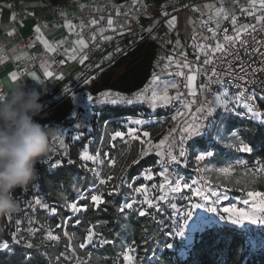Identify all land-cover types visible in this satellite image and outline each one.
Wrapping results in <instances>:
<instances>
[{
  "label": "rangeland",
  "instance_id": "1",
  "mask_svg": "<svg viewBox=\"0 0 264 264\" xmlns=\"http://www.w3.org/2000/svg\"><path fill=\"white\" fill-rule=\"evenodd\" d=\"M100 0H91V2H85L82 3V1H78V3L81 5L80 7L84 6H95L98 5V2ZM113 2H117L116 0H111ZM146 2L151 5H157L164 1H171V0H137V2L134 4L133 0H125L124 2H118L121 6L125 7H135L140 2ZM38 2L44 7L47 17L50 19H53L52 27L54 26H68L72 21H74L73 16L69 13V5L68 0H63L58 5H51L47 0H38ZM89 6V7H90ZM207 7V6H206ZM80 10V8H79ZM174 9L167 8L162 11H172ZM160 12V13H161ZM160 15V14H159ZM226 15V8L222 5H219L213 12V14L208 18L215 23H219L222 18H224ZM61 19V21H58ZM89 21H93L96 18L92 17L91 19L87 17ZM102 25L104 24L101 22ZM96 31V30H95ZM116 31V30H113ZM118 32V31H116ZM100 35L99 33H97ZM120 35H124L119 33ZM120 39V40H119ZM113 46L107 47L101 51V54L95 56L93 53H89L86 55L88 57L87 60H84L83 62V70L79 73L72 74L70 76L63 78V84L66 85L67 88L73 80H79L84 75L89 76V80H91V83L86 84V88L93 87L92 89H89L88 91H84L83 89H74L72 88L70 90L74 91L75 103L72 104V107L63 106L62 108L58 107L54 110L55 117H51V119H57L60 122V130H59V137H57V142L55 143L54 148H52L51 143L50 146L52 148V151L50 152V155L39 161V163L43 166H45L47 169H54L50 168V164H56L57 161H60L58 165L62 163V159L67 156V149H69V146L73 144L75 141H78L81 139L84 135H89L88 141L82 148V151H87L90 155H97L96 161H88L92 163V168L95 169L99 173L101 169L102 162L100 160V148L103 141V132L106 126V122L103 124L99 117L101 114V109L106 106H118V107H124V108H137L138 111L134 114H126L122 117L115 118L117 123H119V127L117 131H127L128 128H137L138 132L136 133L141 137V140H148L151 139L152 146L149 147L147 143L142 144L140 140L139 141V147L137 150L138 157L140 149L143 147L148 153H155L157 155V163L154 167L146 168L143 173L139 176L142 179L141 184L134 187L130 193L124 198L123 206L126 203H133V209L135 210H146L148 215L152 217V215H155L157 219L164 220L163 229H167L168 231L172 228V221L169 219H166V217L170 216L172 214V209L167 207V204L165 202H160L161 208L163 209L162 212H155L154 208H148V205L144 203L145 198H151L155 199L157 196L161 194L159 185L163 182L164 177L160 176V171L163 170V167L167 166L169 167V164L164 165L162 164V161L168 160L167 152L169 150V146L172 145L175 147V150L179 147V136L177 135H169L166 131V126L168 124V119L164 115H166L169 112V105L163 106L158 105L155 108L152 107L151 102L148 100H135V96L137 93L142 92L144 89H149V94L152 87H155L152 84L153 75H159L161 77V80L164 83H176L168 73V69H166V65H163V62L160 60L161 51H159L156 48H149L153 47L152 45L148 44V49L144 51V56L142 60L140 61V64L135 65L134 69L132 70V74L128 79H123L121 82H113L108 84V80L115 79L118 76H120L123 72L122 67L125 63H127L126 66L129 64L130 58H133L136 56L135 51L130 50V48L135 47V49L139 46H143L137 44L136 42L132 43H124L125 49H123V46L121 44V38H119ZM74 45V43L69 44ZM119 47L121 49V52H117L116 49ZM145 47V46H144ZM125 50V51H124ZM130 50V51H129ZM141 51V50H140ZM112 55V59L108 60V55ZM111 64H110V63ZM122 62V63H121ZM89 63V64H88ZM131 63V62H130ZM44 67L40 69L41 75L46 74L48 72H51V76L53 77V71L49 67ZM139 67V68H138ZM49 76V75H48ZM95 79H92V78ZM60 77H53L52 78V85L55 84V81L57 82ZM85 80V79H84ZM194 83V82H193ZM227 91L229 97H233L234 94H238L239 91L229 88V87H222L216 91V95H220L223 92ZM105 92H111V93H120L122 96L126 98H132L134 99V102L132 104L128 103H119V104H112L110 101H103L102 103H98L97 101L100 99V94ZM176 90L172 89L170 90V95H175ZM200 95H204L205 91H199ZM58 91H54L53 94H44L41 93V103L46 104L47 106L49 103L47 101H51L57 98ZM91 94L93 96V101L88 102L86 100V95ZM69 102H71L72 98ZM175 101V100H174ZM173 101V102H174ZM172 102V103H173ZM91 104V112L93 113L92 116L88 117V113L90 111L88 104ZM171 103V104H172ZM230 107H235V111L226 112L224 109L220 106H216V110L213 112L210 120L205 123L208 124L211 122V128L207 129L206 132L200 136H193L190 140H188V148L191 153V156L193 157V153L196 155L200 154V152H212L213 155L211 157H207L204 160V165L199 169V171L192 175L190 172V169L188 164L187 167H181L178 171V173L172 177L171 179L176 180L179 178L181 183L187 182L189 184H192V186H195L197 188H200L205 194H209L210 190L215 189L219 191L220 193L227 192V200L223 201V206H227L229 201L232 203H235L238 207H245L248 206L242 205V200H244L246 197L247 191H238L233 190L231 188H227L225 186L221 185L220 177L222 176L217 170L221 167H232L233 162L230 159H227L226 161H223L219 163L215 160V155L218 151L217 144L221 143L223 145L229 146L236 145V147H231L233 151H237V147L239 146V141H241L240 138H237V140L233 139L232 133H236L238 135V131L234 130L231 133H228L227 126H226V120L228 117L233 116H239V114L245 112L247 114V109L243 107V104L240 102H236L234 99H232L230 103ZM251 117V120L256 123H264L260 119H256L252 116L251 113H248ZM47 118V117H45ZM242 118V117H241ZM114 119V118H113ZM112 119V120H113ZM140 119L143 120L144 123L141 125H136L134 123L135 120ZM245 119V118H244ZM37 120V118H36ZM248 120V119H247ZM186 123H182V127L185 126ZM79 125L80 127H77ZM217 129L221 130V137L217 138L216 131ZM147 131L150 133L149 137H143V132ZM73 136H78V140H73ZM114 136V134L112 135ZM165 136L169 137V140L166 141V143L161 146L160 148H157L156 145L159 143L161 139H163ZM124 141L127 142L129 145L134 141L131 139L130 136H125ZM50 141V140H49ZM131 141V142H130ZM55 149V151H53ZM160 151H164L165 155L161 156L158 155ZM242 160L244 158H241ZM244 161V160H243ZM83 162L87 163L86 160H83ZM57 165V166H58ZM128 168L126 164L121 166L120 170L125 171ZM255 168H262L261 165L256 164ZM150 170L152 174V179H148L146 176V171ZM193 181L196 183L193 184ZM210 182V183H209ZM36 185L37 187H34ZM34 185L30 186L26 191L20 190L19 192L16 191L14 195H16L21 210L12 215V217L16 216L18 217L19 224L17 227L18 239L22 241L23 244L32 243L34 244L35 240L38 238H42L41 243L53 241L50 239L48 233L51 231L53 235H57L53 229H51L45 222V220L53 215L50 211L52 207H55L53 204L49 203L47 201V198L45 194L41 191L39 184L36 182ZM141 186L146 187V191L144 192H137L135 189L140 188ZM96 187L91 188L92 195H100L95 190ZM84 194L81 195V197ZM168 201L171 203H175L177 207H181L182 205H189V200L187 197H190L192 201L197 203H204V201H201L199 197L194 196V194L191 192L190 189H184L181 193H167ZM181 197H185L186 199H181ZM39 198L41 199L42 204L47 203L49 205V208L45 209L41 205H36L35 200ZM215 199V197H213ZM77 203V201H75ZM68 202V199L64 197V205ZM208 205H211V201L208 202ZM71 210V209H70ZM222 207H218V211H221ZM196 214H203L206 217H216L215 213L206 212L205 209H197ZM7 218V217H6ZM8 219V218H7ZM195 219V216L193 217ZM9 221V219H8ZM191 223V222H190ZM225 224L224 222H221L219 225ZM230 224V223H228ZM231 225V224H230ZM241 230H243L247 234V238L249 241V244L252 248V250H255L261 246L264 245V225H253L248 222H245L244 226H238L233 225ZM31 228L33 231L29 232L28 229ZM95 233V232H94ZM196 233L191 234V241L188 248H184L180 246V242L184 239L181 237H176L175 240L178 241L179 248L177 250V256L178 257H184L187 254L188 249L190 248L191 244L193 243ZM188 235V232L186 231V236ZM98 239L95 238V235L93 236V239L91 242L87 240L86 245H90L93 242L97 241ZM7 241L6 232H5V225L0 220V243ZM171 242L173 243L172 237L164 236L161 239H158L155 243L152 244V247L148 248L143 255H139L137 248L128 241L124 242V252L128 249H132L131 255L135 258V264H143L144 260L151 261L160 256L163 251L165 250L162 248L163 243ZM175 245V244H174ZM175 247V246H174ZM174 249V248H173ZM158 253V255H154L153 252ZM123 252V253H124ZM124 258V256H123ZM123 264H129L127 260L124 259Z\"/></svg>",
  "mask_w": 264,
  "mask_h": 264
},
{
  "label": "trees",
  "instance_id": "2",
  "mask_svg": "<svg viewBox=\"0 0 264 264\" xmlns=\"http://www.w3.org/2000/svg\"><path fill=\"white\" fill-rule=\"evenodd\" d=\"M47 1L51 5H58L63 0ZM116 1L118 4L125 0ZM137 111V108L127 109L110 105L101 109L99 119L103 124L106 122V126L99 151L102 162L99 173L89 171L88 169H93L92 163L87 161L86 168L80 159L79 154L89 135H84L71 144L67 156L56 168L47 169L38 162L37 183L47 201L57 209V212L45 222L60 239L41 243L42 238H38L30 249L23 243L17 245L14 243L19 234L17 215L9 221L6 217H0L5 225L7 242L10 245L9 249H0V264H28L29 261L30 264H123L125 241L131 242L139 255H143L153 243L165 236L168 230H158L161 226H158L149 215L141 217L135 209L120 212L124 198L134 187L141 184L142 179L139 176L146 168L154 167L157 163V155L153 152L143 158L138 157V140L129 145L124 139L112 138L119 127L115 118ZM226 126L228 133L237 130L238 135L233 139L240 138L243 143L253 148V152H236L227 145L217 144L216 162L221 163L230 159L234 168L232 177H220L221 185L233 190L248 191L249 183L245 182L246 178L242 174L246 170L255 171L256 164L264 168V123L233 116L227 118ZM134 158L140 162L129 167ZM241 158L246 162L243 165L238 163ZM113 159L116 161L115 165L111 164ZM124 164L128 168L122 171L120 168ZM108 176L112 179L101 184L100 180H107ZM235 180H240L241 183L236 184ZM93 187H96V192L104 200L99 207L94 206L90 199L92 195L90 189ZM17 190L19 192L21 189ZM254 190L264 191V179H259L255 183ZM82 194L84 195L81 197ZM14 196L18 201L16 195ZM64 197L68 202L77 201L78 206L87 205V210L71 211L64 205ZM89 230L95 232V238L98 240L81 249L79 244H86ZM64 232L69 233V236L65 237ZM105 239L112 243H101ZM173 243L174 249H165L160 256L151 261L144 260L143 264H264V245L252 250L247 234L230 224L217 225L197 233L184 257L177 256L178 241L174 240ZM72 249H75L74 254ZM88 251L93 253L91 258L86 255ZM62 252L64 255L55 259Z\"/></svg>",
  "mask_w": 264,
  "mask_h": 264
},
{
  "label": "built area",
  "instance_id": "3",
  "mask_svg": "<svg viewBox=\"0 0 264 264\" xmlns=\"http://www.w3.org/2000/svg\"><path fill=\"white\" fill-rule=\"evenodd\" d=\"M219 5L226 8V15L219 23H215L208 18ZM77 6L80 8L77 17L111 19L114 21L113 30L127 33L133 37H145L169 55V59L166 61L168 72L171 78L180 85L179 91L183 93L179 100L170 104L169 112L164 115L168 119L166 131L169 135L180 136L183 128L182 123H188L192 121L193 117L199 116L200 114L195 111L196 107L204 101L205 97L213 100V94L218 89L229 87L240 92L242 89H237L234 85L237 82L236 75L244 74L242 67L249 74L256 70L255 75L249 77L255 79L256 84L239 82L245 84L249 94L253 91L257 94L254 104L258 110H264V99H261L264 92L261 91L259 84V81L264 80V73L258 71L264 67V57L261 56V53H264V19H260V17H264V6L260 4V0H256L255 3H252L251 0H171L157 5L143 1L135 7H119L116 2L80 7L81 5L78 3ZM167 8L174 10L157 20L161 10ZM0 9H9L12 13V21L15 23L21 22L26 16L36 15L34 9H22L12 0H0ZM173 16L176 17V24L174 27H169L167 21ZM233 18H235V24L232 23ZM38 20H40L42 28L51 27L54 22L50 18H38ZM149 28H151V32L147 31ZM77 30H80L87 47H84L78 56L74 57L69 54V44ZM226 35L236 37V40H225ZM177 39L182 42L183 49L181 51H178L174 46ZM31 42V36L24 35L20 37L17 45L20 50L24 51L29 49ZM49 42L51 50L30 51L28 55L15 62V69L20 77L27 76L30 71L42 69L45 62L52 65L53 77H58L73 64H79L85 54L91 52L95 56L99 55L103 44L102 37L96 33L94 26L76 23L65 27L64 33L52 37ZM217 43L223 45L222 50H216ZM1 45L2 43H0ZM256 48H259L260 52H255ZM205 61L209 62L205 63ZM181 72L184 75H180ZM213 72L217 73L222 83L214 82L216 77L212 76ZM189 76L196 77L194 81L196 96L191 95L193 89L188 87ZM53 77L46 74H43L41 78L31 77L26 81V86L29 89L35 88L44 94H53ZM204 85H207V88ZM202 90L205 91L204 95L199 93ZM0 91H5L3 85H0ZM190 101H195V103L192 104V111L188 112L184 105ZM178 111H185V115L173 120L172 117ZM239 115L251 120L248 113L243 112ZM185 147L188 149L187 156L179 158L181 161L179 164H169V178L174 177L185 164L191 168L192 175L198 172V168L203 167L204 161L197 163L195 156H191L188 141ZM178 151L179 147L175 150L177 155Z\"/></svg>",
  "mask_w": 264,
  "mask_h": 264
},
{
  "label": "snow or ice",
  "instance_id": "4",
  "mask_svg": "<svg viewBox=\"0 0 264 264\" xmlns=\"http://www.w3.org/2000/svg\"><path fill=\"white\" fill-rule=\"evenodd\" d=\"M137 0H133V3L135 4ZM253 3H255V0H253ZM260 4L264 6V0H260ZM251 14V13H250ZM164 15H167V13H164ZM260 19H264V17H260ZM108 24H112V20L109 19ZM169 24V27H174L176 24V17L173 16L170 20L167 21ZM235 18H233L232 23L235 24ZM93 24L96 23L95 20L92 21ZM211 30V29H210ZM37 33L40 32V28L37 27L35 29ZM147 31L151 32V28L147 29ZM237 36H239V33H237ZM106 39H110V37H106ZM225 40H236V37H230L225 36ZM45 47H48L47 41L44 42ZM77 43L83 45V47H87V44H85L83 39H80L77 41ZM241 43H244L241 41ZM223 49V45L220 43H217L216 50L220 51ZM51 50V49H50ZM117 52H121L122 50L117 47ZM255 52H260L259 48L254 49ZM261 56L264 57V53H261ZM88 57L85 55L83 57V60H87ZM108 60L112 59V55L109 54L107 57ZM83 60L81 62H83ZM209 61H205V63H208ZM187 67V65H184ZM167 67V65L165 66ZM231 67V66H229ZM243 75L237 74L235 79V87L237 89H242L238 94H234L233 97H229L228 92L225 91L220 95H214L213 100H209L207 97L204 98V101L201 102L198 107H196L195 111L199 113V116L193 117L192 121L185 124V126L181 129V135L179 136V151L178 155L175 153V147L172 145L169 146V150L167 152L168 160L162 161V164L167 165L169 163H175L179 164L181 161L179 158L186 157L188 154V149L185 147L188 140H190L193 136H200L206 132L207 129L211 128V122L208 124H205V121H208V118L213 114V112L216 110V106H220L224 109L226 112L235 111V107H230V103L232 99H234L236 102H240L243 104V107L247 109V113H251L252 116L256 119H260L262 122H264V110H258L254 102L257 100V94L253 91L252 93H248V89L245 86L244 83H240L239 81H245L246 83L250 84H256L257 81L255 79H250V75L254 76L255 71H253L252 74H249L246 69L242 67ZM258 71L264 73V67L258 69ZM49 76H51V72L47 73ZM231 75V73H228ZM180 75H184L183 72L180 73ZM33 76L35 77V73H33ZM212 76L216 77V80L214 81L217 84L222 83V80L217 76V73L213 72ZM92 79H95L94 77ZM196 77L195 76H189V84L188 87L192 88L191 95L196 96L194 81ZM211 82V78H210ZM84 83H91V80L85 79ZM152 84L155 87L151 88L150 94L149 89L146 88L142 92L137 93L135 96V100H148L151 102L152 107H156L158 105L167 106L171 104L174 100H179L180 97L183 95L179 91L180 85L177 83H164L161 80V77L159 75L154 74ZM261 91L264 92V80L259 81ZM205 88H207V85H204ZM175 89V95H170V90ZM86 100L88 102L93 101V96L91 94L86 95ZM134 99L132 98H126L122 96L120 93H111V92H105L100 94V99L97 101L98 103H102L103 101L107 100L110 101L112 104H119V103H128L132 104L134 102ZM261 99H264V96L261 97ZM195 103V101H190L184 105V108L186 111L191 112L192 111V104ZM88 107L90 109L88 113V117L92 116L93 113L91 112V104H88ZM185 115V111H178L176 115L172 117L173 120L179 119L180 117ZM136 125H141L144 123L143 120L137 119L134 121ZM77 127H80L77 125ZM175 131V129H173ZM138 132L137 128H128L127 131H116L114 133L113 139L119 137L123 139L126 135L130 136L132 140H140L142 144L147 143L149 147L152 146L151 139H148L146 141L141 140V137L137 135ZM217 138L221 137V130L217 129L216 131ZM233 137H236V133H232ZM150 133L147 131L143 132V137H149ZM73 140H78V136H73ZM53 140H55V137H53ZM169 140L168 136H165L163 139L159 141V143L156 145L157 148H160L163 146L166 141ZM229 147H236V145H229ZM55 151V149H53ZM237 151L246 152V153H252L253 148L250 147L248 144L243 143V141H239V146L237 147ZM148 152L142 147L139 152V157L143 158L146 156ZM81 160L86 161H96L97 155H90L86 150L82 151L80 154ZM158 155H165L164 151H160ZM195 156V160L197 163L202 162L205 160L206 156L211 157L213 155L212 152H200V154ZM43 161V160H42ZM44 162V161H43ZM140 162L139 159H132L131 164L128 165L129 167L134 164H138ZM60 163V161H57L56 164H50V168H56L57 165ZM68 163H72V161H68ZM116 161L113 159L111 160V164L115 165ZM239 164L243 165L246 162L243 160L238 161ZM84 167L87 168V165ZM185 167L187 165L185 164ZM89 171L95 172V169H88ZM199 171V168L197 169ZM223 177L229 178L234 175V168L233 167H221L217 170ZM98 175V174H97ZM160 176L164 177L163 182L159 185V189L161 194L157 196L155 199L151 198H145L144 203L148 205V208H154L155 212H162L163 209L161 208L160 202H165L167 204V207L172 209V214L166 219H169L172 221V228L168 232L165 233V236L172 237L173 240H175L176 237L184 238L180 242V246L184 248H188L190 241H191V234L196 232H201L205 229H209L211 227H215L219 225L221 222H224L225 225L230 223L231 225H238L243 227L245 222H248L253 225H264V191H257L254 190V185L259 179H264V168H257L255 171H248L246 170L242 175L246 178V183H249V189L246 192V197L244 200H242V205L248 206L245 207H238L235 203H232L229 201L227 206H223V201L227 200V192L225 191L223 194L219 191L212 189L210 190L209 194H205L200 188H193L192 184H189L187 182L181 183L179 178L176 180H173L169 178L168 176V167H163V170L159 173ZM146 176L148 179H152L151 171H146ZM112 177L108 176L107 180L101 179L100 183L105 184L109 180H111ZM250 181V182H249ZM196 182L193 181V184ZM210 183V182H209ZM236 184H240V180H235ZM223 186V185H222ZM34 187H37L34 185ZM190 189L191 192L199 197L201 201H204V203H197L191 200L190 197H187L189 200V205H182L181 207H177L175 203H171L168 201L167 193H181L184 189ZM243 190V188H241ZM26 191V190H25ZM137 192H144L146 191V187L141 186L140 188L135 189ZM215 197V199H213ZM92 203L94 206L99 207L101 204L104 203V200L101 195L93 194L90 197ZM181 199H186L185 197H181ZM211 201V205H208V202ZM36 205H41L43 208L47 209L49 208V205L47 203L41 202V199L37 198L35 200ZM66 207L71 209L73 212H80L81 210H87V205H81L78 206L76 202L67 203ZM218 207H222L221 211H218ZM125 209H133V203H126L123 207L120 208V212L124 213ZM197 209H205L206 212L215 213L216 217H206L203 214H196ZM52 213H56L57 209L55 207H52L50 209ZM138 211L139 216L143 217L145 215H148L146 210H136ZM195 216V219L193 217ZM9 220L12 219V216L7 217ZM152 219L156 221L158 226H161L158 230L162 231L164 225V220H156V216L152 215ZM191 222V223H190ZM16 223L19 224V220H16ZM29 232L33 231L31 228L28 229ZM186 231L188 232V235L186 236ZM49 237L53 241H58L60 239V236L53 235L50 231L48 233ZM63 235L65 237L69 236V233L64 232ZM95 233L92 230H89L87 240L89 242L92 241L93 236ZM15 244L19 245L22 243L20 239H16L14 241ZM101 243L104 244H110L112 241L109 240H102ZM174 243L165 241L162 245V248L164 249H173ZM26 248H33L32 243H27L25 245ZM86 247V244L80 243L79 248L84 249ZM10 245L7 241H4L0 243V249H9ZM72 253H75V249L71 250ZM132 249H128L123 253L124 259L129 262V264H135V258L131 255ZM48 255V253H45ZM154 255H158L155 251L153 252ZM64 253H60L58 257H55V259H59V257H62ZM87 257L91 258L93 256V253L91 251L87 252ZM30 264V261L28 262Z\"/></svg>",
  "mask_w": 264,
  "mask_h": 264
},
{
  "label": "crops",
  "instance_id": "5",
  "mask_svg": "<svg viewBox=\"0 0 264 264\" xmlns=\"http://www.w3.org/2000/svg\"><path fill=\"white\" fill-rule=\"evenodd\" d=\"M12 1H15L22 9H34L36 15L26 16L21 22L15 23L12 21V13L9 9H0V43H2V45L0 46V85L4 86L5 91L10 90L17 82H26L29 78L34 77L33 73H35L36 78L42 77L39 69L30 71L28 75L25 77H20L15 69V62L19 58L28 55L30 51H40L42 49L50 50L51 49V45L49 42L50 39L54 36L64 33L65 27H67V26L65 27L51 26L48 28H42L40 26L41 22L40 20H38V18L43 19L48 17L44 7L38 2V0H12ZM78 1L80 0H68V5L70 9L69 13L74 18V21H72L69 25L76 23L78 25L90 24L94 26L96 33H99L100 36L102 37L103 44L101 47V51L107 47L113 46L117 41L120 40L119 38H121L120 45L123 46V49H125L126 46L124 45V43L136 42L137 44L140 43V45H143L140 47L138 46L136 49L135 47L130 48V50L135 51L136 56L130 58L129 61L131 63L129 62L128 66H126L127 63H125L124 66L121 68V69L125 68L126 72H123L120 76H118L115 79L108 80V84L109 83L111 84L116 81L121 82L123 79H128L132 74L133 72L132 70L134 69L135 65L138 66V64H140V61L144 56V51L148 49V44L153 46L149 48H156L162 52L160 56V60L163 62V65H166V61L169 59V55L163 52L162 50H160L153 41L145 37H133L128 35L127 33H121L124 34L123 36L120 35L119 34L120 32L113 31L114 29L113 20L111 25H109L107 22L109 19H103V20L95 19L96 23L93 24L92 21H89V19L87 18L82 19L80 17H77L79 14V8L77 6ZM81 1L82 3L91 2V0H81ZM111 2L113 1L100 0L98 4H107ZM251 2L253 3V0H251ZM119 7H121V5H119ZM170 12L172 11L169 12L162 11L161 13H159L160 15L157 20H160L163 17L167 16L168 13ZM164 13H167V15H164ZM101 22H103L104 24L102 25ZM37 27L40 28L39 33L35 31ZM24 35H30L32 38V42L29 49L22 51L18 48L17 42L20 39V37ZM106 37H110V39H106ZM80 39L84 40L83 36L80 33V30H77L74 32L70 43V44L74 43V45H70L69 48V54L71 56L76 57L78 56L79 52L83 50L84 48L83 45L77 43V41ZM45 41H47L48 47H45V43H44ZM174 46L177 48L178 51H181L183 49V45L180 39H177ZM88 54L89 53L85 55ZM83 57L81 58V61L83 60ZM81 61L79 64H73L71 67L66 69L60 76H58L60 77L59 80L57 82L55 81V84H53L54 91L56 90L59 93L57 98L51 101H47L49 105L47 106L46 104H44L45 105L44 110L40 113V115L34 117L35 120L37 118V121L40 124L46 126V130L48 131L49 134V140H50L49 142L51 143L52 148H54L55 143L58 141L57 137H59V130H60L59 126L61 122V120L60 122L58 121V118L51 119V117H55L54 115L55 108H58L60 106H61L60 108H62L63 106H67V105L69 107H72V104L74 105L75 103L74 97L76 96L74 94V91L70 92L72 88L83 89L84 91H88L89 89L93 88V87L90 88L88 87V89L86 88L84 79H89V76L87 75H84L79 80H73L69 85H67L68 86L67 88L65 87L66 85L62 83L64 77L70 76L72 74L74 75L83 70L82 66L84 60L83 62ZM44 65H46L45 67H49L52 69V65L50 63L45 62L42 68L44 67ZM68 96L69 98H72L71 102H69L70 99H68ZM53 137H55V140H53Z\"/></svg>",
  "mask_w": 264,
  "mask_h": 264
},
{
  "label": "clouds",
  "instance_id": "6",
  "mask_svg": "<svg viewBox=\"0 0 264 264\" xmlns=\"http://www.w3.org/2000/svg\"><path fill=\"white\" fill-rule=\"evenodd\" d=\"M40 101L26 82L0 91V217L21 210L14 194L39 180L37 164L52 151L46 126L34 119L44 110Z\"/></svg>",
  "mask_w": 264,
  "mask_h": 264
}]
</instances>
